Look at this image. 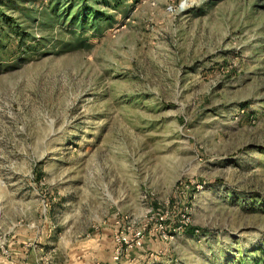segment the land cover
I'll use <instances>...</instances> for the list:
<instances>
[{
	"label": "rangeland",
	"instance_id": "374dc122",
	"mask_svg": "<svg viewBox=\"0 0 264 264\" xmlns=\"http://www.w3.org/2000/svg\"><path fill=\"white\" fill-rule=\"evenodd\" d=\"M56 1L0 0V264L261 255L264 0Z\"/></svg>",
	"mask_w": 264,
	"mask_h": 264
},
{
	"label": "trees",
	"instance_id": "16d2710c",
	"mask_svg": "<svg viewBox=\"0 0 264 264\" xmlns=\"http://www.w3.org/2000/svg\"><path fill=\"white\" fill-rule=\"evenodd\" d=\"M58 1H60V0H57L56 2H58ZM66 5H64L65 8H67ZM58 7H59L58 3H55L53 5L52 9L57 10ZM68 10H69V8L67 10H64V11L67 12ZM100 14H102V11L99 9H96L95 7L91 6L90 4L81 5L76 9V12L71 17L72 18L71 19V25L75 26V27H79V28H83V27L91 25L96 29V25L98 24L99 18L101 16ZM1 20H2V23L4 22L2 27L5 25V26H8L11 28V30L8 31L9 34H10V32H16L19 30L17 27V24L11 23V21H13V20L9 19L7 15H4L3 19H1ZM1 31H2V29H1ZM3 32L6 33L7 30L4 29ZM23 37H24V35H22L21 38H23ZM262 252L263 253L261 255L254 257L249 262L244 261V264H264V251H262Z\"/></svg>",
	"mask_w": 264,
	"mask_h": 264
},
{
	"label": "built area",
	"instance_id": "2783aa9c",
	"mask_svg": "<svg viewBox=\"0 0 264 264\" xmlns=\"http://www.w3.org/2000/svg\"><path fill=\"white\" fill-rule=\"evenodd\" d=\"M157 230L164 233V227L161 225L158 227ZM145 235L146 228L142 227L141 229L135 230L130 239L127 236H122V238H118L119 243H117V246L115 247L112 253V261L110 264H120L123 260V257L127 255V253L131 249L138 247L144 243ZM26 254L23 259L12 260L10 264H31V262L29 261L28 252H26ZM34 264H51L50 257L46 255H36Z\"/></svg>",
	"mask_w": 264,
	"mask_h": 264
},
{
	"label": "crops",
	"instance_id": "0c3cea01",
	"mask_svg": "<svg viewBox=\"0 0 264 264\" xmlns=\"http://www.w3.org/2000/svg\"><path fill=\"white\" fill-rule=\"evenodd\" d=\"M17 255H18V257H20V256H21V258H20V259H23V258H24V256H25L23 253H18ZM34 263H35V262H31V264H34Z\"/></svg>",
	"mask_w": 264,
	"mask_h": 264
}]
</instances>
